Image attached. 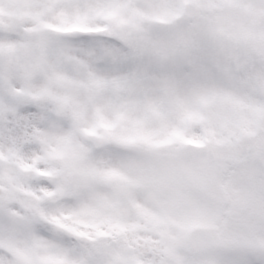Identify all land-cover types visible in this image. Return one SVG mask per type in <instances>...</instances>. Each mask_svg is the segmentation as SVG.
I'll return each mask as SVG.
<instances>
[{
	"label": "snow or ice",
	"instance_id": "snow-or-ice-1",
	"mask_svg": "<svg viewBox=\"0 0 264 264\" xmlns=\"http://www.w3.org/2000/svg\"><path fill=\"white\" fill-rule=\"evenodd\" d=\"M0 264H264V0H0Z\"/></svg>",
	"mask_w": 264,
	"mask_h": 264
}]
</instances>
